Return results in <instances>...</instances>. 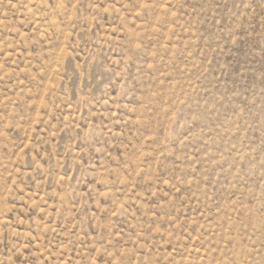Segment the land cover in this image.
Returning a JSON list of instances; mask_svg holds the SVG:
<instances>
[{
  "label": "rangeland",
  "instance_id": "1",
  "mask_svg": "<svg viewBox=\"0 0 264 264\" xmlns=\"http://www.w3.org/2000/svg\"><path fill=\"white\" fill-rule=\"evenodd\" d=\"M0 264H264V0H0Z\"/></svg>",
  "mask_w": 264,
  "mask_h": 264
}]
</instances>
